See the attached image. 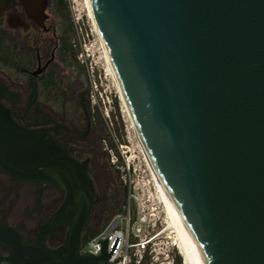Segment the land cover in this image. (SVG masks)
Wrapping results in <instances>:
<instances>
[{
    "label": "water",
    "instance_id": "1",
    "mask_svg": "<svg viewBox=\"0 0 264 264\" xmlns=\"http://www.w3.org/2000/svg\"><path fill=\"white\" fill-rule=\"evenodd\" d=\"M140 135L206 264H264V0H89ZM47 0H42L44 9ZM0 83V90H3ZM0 103V165L66 196L34 243L0 223V264H112L82 252L86 163ZM68 226L48 248L54 223Z\"/></svg>",
    "mask_w": 264,
    "mask_h": 264
},
{
    "label": "flooded vegetation",
    "instance_id": "2",
    "mask_svg": "<svg viewBox=\"0 0 264 264\" xmlns=\"http://www.w3.org/2000/svg\"><path fill=\"white\" fill-rule=\"evenodd\" d=\"M48 5V0L44 9L42 0H0V103L17 124L46 132V139L52 136L71 157L86 163L97 198L87 227L96 232L109 216L110 194L103 165L96 161L94 109L76 51ZM65 196L56 186L19 181L0 165V223L29 243ZM67 228L65 222L52 224L44 244L59 247ZM0 255H8L1 245Z\"/></svg>",
    "mask_w": 264,
    "mask_h": 264
},
{
    "label": "rangeland",
    "instance_id": "3",
    "mask_svg": "<svg viewBox=\"0 0 264 264\" xmlns=\"http://www.w3.org/2000/svg\"><path fill=\"white\" fill-rule=\"evenodd\" d=\"M48 11L76 51L94 109L96 161L105 170L109 216L96 233L122 217V245L117 264H188L151 173L136 129L102 53L84 0H48Z\"/></svg>",
    "mask_w": 264,
    "mask_h": 264
},
{
    "label": "bare ground",
    "instance_id": "4",
    "mask_svg": "<svg viewBox=\"0 0 264 264\" xmlns=\"http://www.w3.org/2000/svg\"><path fill=\"white\" fill-rule=\"evenodd\" d=\"M85 4H86V8L90 14V17L92 19V22L94 24V27H95V30H96V33H97V36H98V39H99V42L101 44V49H102V53L104 55V58L106 59L107 61V64L109 66V71L110 73L112 74L115 82H116V85L121 93V96L123 98V101L126 105V108L129 112V115H130V118H131V121L132 123L134 124V127L136 129V133H137V136H138V140L140 142V145L146 155V158H147V161H148V164L150 165V169H151V173L154 177V180H155V183L157 185V189H158V194H159V197L161 198L163 204H164V207H165V210H166V213H167V219L169 221V226L174 229V231L176 232L177 234V237H178V240H179V243H180V246L183 250V253L185 255V258H186V261L188 264H206L205 262V259L203 257V254L198 246V243L193 235V233L191 232L190 228L188 227L186 221L184 220L181 212L179 211L178 207L176 206L173 198L171 197L162 177L160 176L158 170L156 169L155 165H154V162L148 152V149L140 135V132L138 130V127L134 121V118L132 116V113L130 111V108H129V105L122 93V89L120 87V84L118 82V79H117V75H116V72L114 70V67L110 61V58H109V55H108V52L106 50V47L103 43V40H102V37H101V34L99 32V29L97 27V24H96V21H95V18H94V15H93V12H92V9H91V5H90V2L89 0H84ZM117 239L118 240V243H120V241L122 240V236L120 234H114L112 239L111 240H115ZM119 245V244H118ZM117 245V246H118ZM102 247V246H101ZM108 248H109V244H108ZM117 255V254H116Z\"/></svg>",
    "mask_w": 264,
    "mask_h": 264
},
{
    "label": "built area",
    "instance_id": "5",
    "mask_svg": "<svg viewBox=\"0 0 264 264\" xmlns=\"http://www.w3.org/2000/svg\"><path fill=\"white\" fill-rule=\"evenodd\" d=\"M121 220H122V217H115L114 219H112L104 230H102L101 232L97 233L94 237H92L85 244V246H81V251L82 252L88 251L93 254H99L101 252V241L103 239H108V244H109L108 249H110L111 244L114 241V240H111L114 234H120L123 239V231H122V228H120ZM118 244L119 245L117 246V249L115 253L113 254L112 258L110 259V262H114L116 253L122 245V240Z\"/></svg>",
    "mask_w": 264,
    "mask_h": 264
},
{
    "label": "trees",
    "instance_id": "6",
    "mask_svg": "<svg viewBox=\"0 0 264 264\" xmlns=\"http://www.w3.org/2000/svg\"><path fill=\"white\" fill-rule=\"evenodd\" d=\"M96 235V232L93 231L91 228L86 227V229L83 232L82 235V246H85V244Z\"/></svg>",
    "mask_w": 264,
    "mask_h": 264
}]
</instances>
